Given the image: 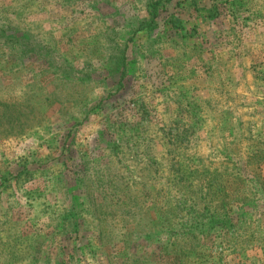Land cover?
Masks as SVG:
<instances>
[{
  "label": "rangeland",
  "instance_id": "1",
  "mask_svg": "<svg viewBox=\"0 0 264 264\" xmlns=\"http://www.w3.org/2000/svg\"><path fill=\"white\" fill-rule=\"evenodd\" d=\"M0 114V264H264V0H0Z\"/></svg>",
  "mask_w": 264,
  "mask_h": 264
},
{
  "label": "trees",
  "instance_id": "2",
  "mask_svg": "<svg viewBox=\"0 0 264 264\" xmlns=\"http://www.w3.org/2000/svg\"><path fill=\"white\" fill-rule=\"evenodd\" d=\"M0 115H2V114H0ZM190 208H193V206H191ZM214 212H216V214H218L219 213V210H217V209H215V211ZM201 217V215L200 214H196L195 216H194V218L195 219H193L192 220V222L190 221L189 222V225H188V227L186 228L185 226H181L180 228H179V230L178 231H176L174 234L176 235H178L179 234V232H182L184 235H187V236H189L190 234H193V237H194V235L196 234V233H200L201 231V229L202 228H204L203 227V224H204V226H205V223H204V221L203 220H201V222H199L198 221V219ZM215 217V214H212V216H210V222L212 223L213 221H212V218H214ZM165 222L166 223H168L166 220H165ZM201 228V229H200ZM180 229H182L184 232H187V233H184L183 231H181ZM207 229H211V227H207ZM192 230L194 231V232H192ZM176 264H185V261L183 260V261H179V262H177Z\"/></svg>",
  "mask_w": 264,
  "mask_h": 264
}]
</instances>
